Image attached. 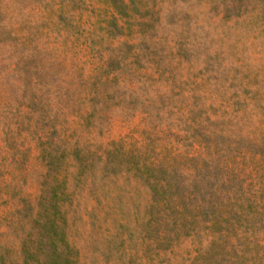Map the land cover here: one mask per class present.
Segmentation results:
<instances>
[{
  "label": "rangeland",
  "instance_id": "obj_1",
  "mask_svg": "<svg viewBox=\"0 0 264 264\" xmlns=\"http://www.w3.org/2000/svg\"><path fill=\"white\" fill-rule=\"evenodd\" d=\"M0 264H264V0H0Z\"/></svg>",
  "mask_w": 264,
  "mask_h": 264
}]
</instances>
